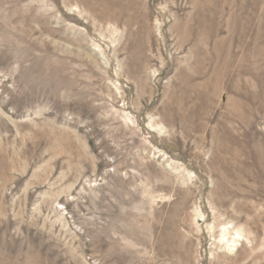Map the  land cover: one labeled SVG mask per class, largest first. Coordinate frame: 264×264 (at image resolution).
I'll return each mask as SVG.
<instances>
[{
  "label": "rangeland",
  "instance_id": "1",
  "mask_svg": "<svg viewBox=\"0 0 264 264\" xmlns=\"http://www.w3.org/2000/svg\"><path fill=\"white\" fill-rule=\"evenodd\" d=\"M0 264H264V0H0Z\"/></svg>",
  "mask_w": 264,
  "mask_h": 264
},
{
  "label": "bare ground",
  "instance_id": "2",
  "mask_svg": "<svg viewBox=\"0 0 264 264\" xmlns=\"http://www.w3.org/2000/svg\"><path fill=\"white\" fill-rule=\"evenodd\" d=\"M225 230H227V227L226 228H224ZM227 236V235H226ZM225 240V237H222V241H224ZM233 241H231V242H228L229 243V247H234L235 245H236V242H237V240L235 239V238H233L232 239Z\"/></svg>",
  "mask_w": 264,
  "mask_h": 264
}]
</instances>
